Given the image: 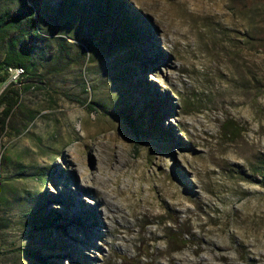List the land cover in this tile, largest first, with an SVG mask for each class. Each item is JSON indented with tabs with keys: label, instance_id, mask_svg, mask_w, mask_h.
Listing matches in <instances>:
<instances>
[{
	"label": "rangeland",
	"instance_id": "1",
	"mask_svg": "<svg viewBox=\"0 0 264 264\" xmlns=\"http://www.w3.org/2000/svg\"><path fill=\"white\" fill-rule=\"evenodd\" d=\"M117 2L139 39L116 41L111 0H0L42 37L0 82L29 85L1 137L0 264H264V0ZM102 200L123 207L107 229Z\"/></svg>",
	"mask_w": 264,
	"mask_h": 264
},
{
	"label": "trees",
	"instance_id": "2",
	"mask_svg": "<svg viewBox=\"0 0 264 264\" xmlns=\"http://www.w3.org/2000/svg\"><path fill=\"white\" fill-rule=\"evenodd\" d=\"M88 1L90 0H87V2ZM111 3L112 5H114L113 8H115L116 11H118V14L121 16L122 24L125 30L123 31V33L116 35V41H118L119 43L130 41L132 39H139L141 33L140 30L136 27L137 16L129 17L128 15L124 14L125 12L123 10V7L117 2V0H111ZM110 8L112 9V6ZM36 29L37 24L35 20H33V10L31 8H27V11L25 13L23 12L17 14L16 16L11 18H0V42L8 38L10 33H17L16 36L9 38V40H7L5 43V52L2 60L0 61V82L5 83L7 81V73L10 71H19L17 77L23 78L24 76L31 75L36 70V57H38L37 55L39 54L27 48L25 41L22 40L25 34L31 37L42 38L39 34L36 33ZM79 49L80 59H88L89 50L84 46ZM26 88L29 89V85L25 87L21 84H9V86L0 93V160L3 156L1 137L6 127L7 119L9 118L13 109L19 107L20 93L22 91H25ZM83 105H86V103H84ZM87 106L89 109H92V106H90L89 104H87ZM130 124L132 125V127L136 128V125L133 123V121H131ZM262 178L264 179V176H262ZM45 209L46 207H43L38 211V215L35 216L36 223L42 224L40 228H37L35 224L36 232L41 230H45L46 232H48L50 225L52 224V221H50L49 224H44V221L48 220L49 218V215L44 211ZM78 219L79 218H73L72 221L74 223H77Z\"/></svg>",
	"mask_w": 264,
	"mask_h": 264
},
{
	"label": "bare ground",
	"instance_id": "3",
	"mask_svg": "<svg viewBox=\"0 0 264 264\" xmlns=\"http://www.w3.org/2000/svg\"><path fill=\"white\" fill-rule=\"evenodd\" d=\"M105 191H106L107 197H109V198L111 197V199L114 202H116L117 204L121 203L124 206L125 200L123 199V196H124L125 190L120 189V187H117L115 189L113 188L112 190H109V189H107V184H105ZM100 203H101V206L103 208V210H102L103 212L100 211V213L98 214V220H97L98 226H102L103 228L107 229L110 227L109 225L111 224V222H113L112 220L114 218H118V219L123 220V218H122L123 207H121V206L115 207V205L113 203H107L103 200ZM117 240H119V239L117 238Z\"/></svg>",
	"mask_w": 264,
	"mask_h": 264
},
{
	"label": "built area",
	"instance_id": "4",
	"mask_svg": "<svg viewBox=\"0 0 264 264\" xmlns=\"http://www.w3.org/2000/svg\"><path fill=\"white\" fill-rule=\"evenodd\" d=\"M10 72L15 73L16 75H18V71L17 70L10 71Z\"/></svg>",
	"mask_w": 264,
	"mask_h": 264
}]
</instances>
